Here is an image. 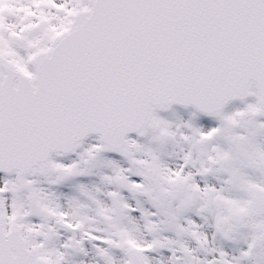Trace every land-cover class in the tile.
I'll return each mask as SVG.
<instances>
[{"label":"snow or ice","instance_id":"6c2138e0","mask_svg":"<svg viewBox=\"0 0 264 264\" xmlns=\"http://www.w3.org/2000/svg\"><path fill=\"white\" fill-rule=\"evenodd\" d=\"M0 264H264V0H0Z\"/></svg>","mask_w":264,"mask_h":264},{"label":"rangeland","instance_id":"374dc122","mask_svg":"<svg viewBox=\"0 0 264 264\" xmlns=\"http://www.w3.org/2000/svg\"><path fill=\"white\" fill-rule=\"evenodd\" d=\"M234 106H235V105H234ZM165 115L170 117V114H165Z\"/></svg>","mask_w":264,"mask_h":264}]
</instances>
